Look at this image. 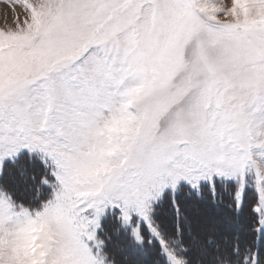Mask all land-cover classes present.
Segmentation results:
<instances>
[{"label": "snow or ice", "instance_id": "6c2138e0", "mask_svg": "<svg viewBox=\"0 0 264 264\" xmlns=\"http://www.w3.org/2000/svg\"><path fill=\"white\" fill-rule=\"evenodd\" d=\"M14 7L0 264H264V0Z\"/></svg>", "mask_w": 264, "mask_h": 264}, {"label": "rangeland", "instance_id": "374dc122", "mask_svg": "<svg viewBox=\"0 0 264 264\" xmlns=\"http://www.w3.org/2000/svg\"><path fill=\"white\" fill-rule=\"evenodd\" d=\"M14 3L15 0H0V27L7 26L13 20L14 16L20 12L19 7H14Z\"/></svg>", "mask_w": 264, "mask_h": 264}, {"label": "trees", "instance_id": "16d2710c", "mask_svg": "<svg viewBox=\"0 0 264 264\" xmlns=\"http://www.w3.org/2000/svg\"><path fill=\"white\" fill-rule=\"evenodd\" d=\"M249 196L248 199H249V204H251V200L250 198H252V193H249ZM248 215H250V208L249 207H246L245 210H244V216L247 217Z\"/></svg>", "mask_w": 264, "mask_h": 264}]
</instances>
